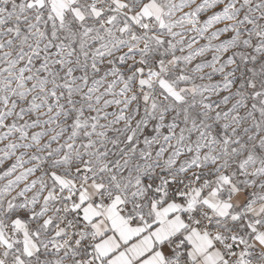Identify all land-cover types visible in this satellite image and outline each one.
Listing matches in <instances>:
<instances>
[{
  "label": "snow or ice",
  "instance_id": "snow-or-ice-1",
  "mask_svg": "<svg viewBox=\"0 0 264 264\" xmlns=\"http://www.w3.org/2000/svg\"><path fill=\"white\" fill-rule=\"evenodd\" d=\"M0 264H264V0H0Z\"/></svg>",
  "mask_w": 264,
  "mask_h": 264
}]
</instances>
